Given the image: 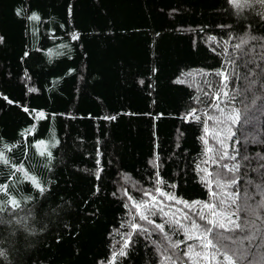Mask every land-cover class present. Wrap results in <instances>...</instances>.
<instances>
[{"label": "trees", "instance_id": "16d2710c", "mask_svg": "<svg viewBox=\"0 0 264 264\" xmlns=\"http://www.w3.org/2000/svg\"><path fill=\"white\" fill-rule=\"evenodd\" d=\"M205 203L264 264L261 0H0V264H217Z\"/></svg>", "mask_w": 264, "mask_h": 264}, {"label": "snow or ice", "instance_id": "6c2138e0", "mask_svg": "<svg viewBox=\"0 0 264 264\" xmlns=\"http://www.w3.org/2000/svg\"><path fill=\"white\" fill-rule=\"evenodd\" d=\"M229 2L235 3V0H229ZM261 2L264 3V0H261ZM31 19H37V17L35 15H33L31 17ZM73 38L75 39L76 37H73ZM237 47H239V46H237ZM218 75L222 76V78L225 82L224 88H227L226 81L228 80V76L223 72L218 73ZM221 92L223 93L224 96L228 95V93L226 91H224L223 89H221ZM216 99H217V101L219 100V94L217 95ZM216 107L217 108L219 107L218 103H217ZM194 114L195 113L193 111L192 115H194ZM198 118L199 117H197V119ZM205 132L207 133V129H205ZM208 151H211V149H208ZM48 155L50 156L51 153H48ZM4 163H7L6 159L4 160ZM225 167H227V166L225 165ZM202 171H204V170L202 169ZM32 180H33V183L36 185V187L40 188V185L38 183H36L35 179L32 178ZM233 183H235V181H233ZM217 184L219 185V181H217ZM222 187H227V185H222ZM40 190L43 191L42 188H40ZM156 191L159 192V194L161 196H165L167 199H170V200L176 199L175 196L166 194L163 191H161L159 188ZM145 195L150 196L151 208H156L158 205V202L155 200V197L151 196L149 193H145ZM212 195L216 196L217 194L212 193ZM229 198L232 199L233 203L235 202L234 197L230 196ZM129 199H131V197H129ZM8 203H10L14 207H19V203L14 199L10 200ZM178 203H183V202L178 201ZM197 203H199V202H197ZM224 203H225V201L223 199L220 200L221 205H223ZM7 206H8V204L0 206V211H4ZM138 207H142V208H146V209L150 210L149 201L141 202V204ZM203 208L208 209L209 211L206 215L203 214V212H201V219L206 220L207 224L210 225V227L203 228V230L201 231V226L196 224L195 222H193L191 224V229L196 230L200 234L197 236H192V235H188L186 233L187 239H196V240L200 241L199 247L202 251H196L195 246L189 245L188 251H186L184 253V255L189 257V259H191L194 255L197 258V262H199L200 260H208L210 258L211 260H216L217 264H236V260L234 259L235 252L232 255H229L227 252H221L220 248L217 247V244L213 243L212 239H209V236L212 234L214 228H218V229H222L223 232L217 233V242L219 243L220 241L227 240L228 237L225 236L224 233L234 232L236 230H242L241 224L237 222L239 220V217H236L235 219H233V217H235V215H236L235 213H226L225 211H217V205L216 204L205 203L203 205ZM158 210L161 212L164 211L163 208H159ZM165 215H167V213H165ZM141 219L148 220V217L146 215L141 214ZM184 219H188L187 215H185ZM148 222L153 223V221H151V220H149ZM175 224L183 227L181 225V221L179 219L175 220ZM155 226L161 232H163L164 226L162 224H157ZM132 227L135 229V228H138V225L133 224ZM144 231H147V229H144ZM245 239L250 240L251 238L246 237ZM180 243L181 242H176V244H174L173 247H179ZM232 243L235 244V243H237V241L235 239H233ZM125 247H127V244H125ZM209 249H212L211 253L208 252ZM238 250L240 251V257H238V259H245L246 258V255H245L246 250L243 248H240ZM124 254L125 253L122 249L120 251L119 255H124ZM0 256H3L2 251H0ZM217 257H222V259L217 260ZM113 258H115V256ZM166 260H171V257H166ZM173 264H175V262H173Z\"/></svg>", "mask_w": 264, "mask_h": 264}, {"label": "rangeland", "instance_id": "374dc122", "mask_svg": "<svg viewBox=\"0 0 264 264\" xmlns=\"http://www.w3.org/2000/svg\"><path fill=\"white\" fill-rule=\"evenodd\" d=\"M28 179H30L31 181H33L31 177H28Z\"/></svg>", "mask_w": 264, "mask_h": 264}]
</instances>
